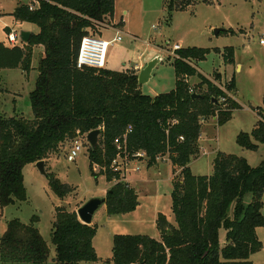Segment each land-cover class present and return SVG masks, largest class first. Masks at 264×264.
<instances>
[{"label": "trees", "instance_id": "1", "mask_svg": "<svg viewBox=\"0 0 264 264\" xmlns=\"http://www.w3.org/2000/svg\"><path fill=\"white\" fill-rule=\"evenodd\" d=\"M199 1L210 2L167 0L166 10L170 16L173 10ZM16 5L11 13L14 21L36 25L37 31L21 46L0 42V69L20 68L25 73L35 70L37 75L28 94L33 118L0 115V206L26 199V164L45 162L67 141L99 129L96 145L91 148L86 143V148L92 175H96L95 165L104 169L107 182L114 181L105 196L109 216L130 212L138 204L136 191L125 182L123 172L112 168L117 155L129 160L142 153L148 167L166 156L173 170L179 169V175L171 179L170 192L175 224L157 216L160 240L141 234H114L112 256L107 262L252 264L251 255L262 248L255 230L264 226V157L251 166L241 156L219 151L209 175H195L189 167L190 160L200 153L202 121L215 118V124L221 125L240 108L212 79L197 72L196 64L206 59L210 49L176 50L172 62L174 88L151 96L139 91L136 72L76 67L81 38L89 31L99 32V25L109 22L114 0H40L33 11L22 1L17 0ZM7 30L8 35L10 29ZM36 49L38 61L34 66ZM213 52L222 54L224 64L234 63L232 47ZM193 76L198 78L197 87H203V92L189 86L188 79ZM218 79L219 72L214 76L215 81ZM223 86L233 92L234 76ZM220 97L223 102H219ZM261 111L260 106L256 108L258 119L250 133L241 131L236 135L235 143L244 149L255 151L264 142ZM116 138L118 146L113 143ZM45 175L57 197H66L73 190L53 173ZM36 219L31 217L30 223L7 221L0 235V264H80L99 259L93 247L96 224H85L76 212L58 206L51 248L34 225Z\"/></svg>", "mask_w": 264, "mask_h": 264}, {"label": "rangeland", "instance_id": "2", "mask_svg": "<svg viewBox=\"0 0 264 264\" xmlns=\"http://www.w3.org/2000/svg\"><path fill=\"white\" fill-rule=\"evenodd\" d=\"M166 2L167 0H115L114 17L109 18V22L100 24L97 28L99 32L89 31V34L105 40H112L114 36L121 38L108 46L105 68L136 72L138 68L141 70L150 61L157 59L149 79L138 85L140 92L154 96L169 92L175 86L172 65L174 56L171 53L173 45L177 44L181 48H209L206 59L196 64L197 72L220 85L234 76L235 90L230 94L240 104V108L234 110L232 117L221 125L210 126L216 120L207 118L205 122L202 121V126L209 129V135H215V144L221 151L241 156L251 166L257 165L264 157V142L255 151H251L236 144L235 138L241 131H252L258 119L257 107H261V114L264 115V44H260V40H264V0L199 1L185 9L173 10L170 16L166 10ZM16 4L17 0H0V42L5 44L10 43L6 37L7 29L16 34L21 30L32 33L37 31L36 25L13 20L11 13ZM215 28L231 32L220 31L214 35ZM22 43L19 41L18 45L21 46ZM225 47L233 48L235 61L230 66L224 64L220 52H213V49L221 51ZM37 55L36 49L34 66L38 61ZM237 63L240 67L236 69ZM217 72L220 73V79L215 81ZM36 75L35 70L25 73L20 68L0 69V115L33 118L28 94L34 88ZM198 82L196 76L188 79L189 86L194 91L203 92V87H197ZM73 141L61 145L44 162L45 171L53 173L61 182L71 186V193L63 198L57 197L51 191L45 173L38 170L35 164H26L23 169L26 199L4 208L0 206V235L8 220L18 219L20 222L30 223L31 217L36 216L34 225L53 248L51 232L58 206L76 212L88 199L106 196L114 181L107 182L102 174L104 169L95 165L93 171L96 175H92L86 143L75 161L67 160ZM213 156L203 154L199 159L191 160V172L195 175L210 174L212 167L209 160ZM117 159L119 167L126 165L128 169L124 174L125 179L127 176L130 181L128 183L124 180L135 189L138 204L130 212L110 216L106 212V204L95 211L92 224L97 225V230L93 237V247L101 258L111 257L114 234H141L160 240L156 226L157 216L161 215L168 223L175 224L170 192L171 179L174 175H179V169L175 168L171 176L172 165L166 156L150 167L146 166L145 158L138 155L133 159L129 158L125 165L121 158ZM261 212L264 215V202ZM221 234L224 237L223 230ZM262 237V248L250 257L253 264L264 263V236ZM99 264L111 263L101 261Z\"/></svg>", "mask_w": 264, "mask_h": 264}, {"label": "built area", "instance_id": "3", "mask_svg": "<svg viewBox=\"0 0 264 264\" xmlns=\"http://www.w3.org/2000/svg\"><path fill=\"white\" fill-rule=\"evenodd\" d=\"M19 1H22L30 11H33L35 8L39 6L38 4L40 0H19ZM6 37L8 42H10L11 46L17 45L18 42L20 41L19 32L17 34L14 32H10ZM120 40L121 38L119 36H114L112 40H108V39L105 40L99 36H94L91 34L84 36L83 38H81V43L76 55V67L105 68L106 50L108 46L114 43L115 41H120ZM260 44H264V40L261 39ZM178 49H180L179 45L177 44L173 45L171 53L174 57H176L174 52ZM215 85L218 86L221 90H223L227 95L232 96L230 92L224 88L223 85H220L218 83ZM189 91L193 93L191 89ZM223 100H224L223 97L219 98V102H223ZM84 143H87L86 137L82 138L78 136L74 139L72 145L70 146V150L67 153L68 161H75V158L84 149L83 148ZM113 143L116 146H118L119 139L118 138L114 139ZM137 155L143 157L142 153H137ZM117 158H121V157L117 155L111 162L113 170L123 172V174L126 173L128 171L125 165L127 160L126 159L122 160V162L124 163L123 165L125 166L119 167V165H117V160H118Z\"/></svg>", "mask_w": 264, "mask_h": 264}, {"label": "water", "instance_id": "4", "mask_svg": "<svg viewBox=\"0 0 264 264\" xmlns=\"http://www.w3.org/2000/svg\"><path fill=\"white\" fill-rule=\"evenodd\" d=\"M222 30L224 29L215 28V30L213 31L214 35L218 34V32ZM30 34L31 32L29 31L21 30L19 32V38L24 43H28ZM157 62H158L157 59L152 60L143 69L138 71L137 73L138 74V84H144L149 79V77L151 76L150 74L151 69ZM192 97H199V95L193 94ZM99 133H100L99 129H94L86 135V141L91 148L96 145ZM35 167H37L38 170H40L42 173L46 174L43 160H39V162L35 163ZM105 203H106L105 197H94V198L88 199L84 204H82L80 207L77 208L76 214H77L78 219L81 220L85 224H92L93 222L92 217L95 211H97V209H99V207Z\"/></svg>", "mask_w": 264, "mask_h": 264}, {"label": "crops", "instance_id": "5", "mask_svg": "<svg viewBox=\"0 0 264 264\" xmlns=\"http://www.w3.org/2000/svg\"><path fill=\"white\" fill-rule=\"evenodd\" d=\"M114 3H115V0H114ZM115 10H116V3H115V5H114V13H115ZM113 17H114V14H113ZM14 20V19H13ZM25 31H29V30H25ZM29 32H31V31H29ZM32 33V32H31ZM234 61H235V58H234ZM226 66H230L229 64H227ZM238 67H240L239 66V64L237 63V66H236V69L238 68ZM135 69H137V67H135ZM138 71H139V68H138V70L136 71V73H138ZM227 76V75H226ZM227 77H230V76H227ZM227 80V79H226ZM240 105V104H239ZM212 119H215V118H212ZM206 120H204V122H205ZM209 124V123H208ZM207 124V125H208ZM201 126H202V123H201ZM210 126H216V124L215 123H213L212 125H210ZM213 127H211L212 129H213ZM209 129L208 128H206V129H204L203 128V126L201 127V134H200V137H199V141H198V143H199V145H200V153H199V155L196 157V158H194V159H191V160H196V159H199L200 157H201V155H203V154H206V155H209V154H213L214 156H215V154L217 153V152H219V151H221L217 146H216V144H215V141L217 140L216 139V137H215V135L214 136H212V135H209ZM207 138H206V137ZM213 137H215L214 139H213ZM224 152V151H223ZM214 156H213V158H214ZM213 158H211L210 160H209V162L211 163V167H212V169H213V162H212V160H213ZM190 160V161H191ZM169 161V160H168ZM170 163V162H169ZM172 165V164H171ZM189 165H190V163H189ZM148 167V166H147ZM190 167V166H189ZM211 169V168H210ZM173 172V166H172V171H171V173ZM206 175H209V174H206ZM171 176H173V173H172V175ZM128 183H129V179H127V176H126V179H125ZM130 186V185H129ZM255 233H257V235H258V238L259 239H261V241L263 240L262 238V236H264V226H260V227H257L256 228V230H255ZM264 247V246H263ZM94 250H95V252H96V255L98 256V254H97V251H96V249L94 248ZM112 256V255H111ZM99 257V259L96 261V262H89V263H91V264H99V262H107L106 260L107 259H110V258H101L100 256H98ZM84 262H86V261H82V262H80V264H82V263H84ZM107 263H109V262H107ZM253 264V263H252Z\"/></svg>", "mask_w": 264, "mask_h": 264}]
</instances>
